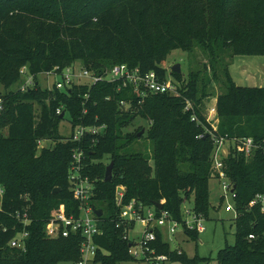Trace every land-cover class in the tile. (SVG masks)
Returning a JSON list of instances; mask_svg holds the SVG:
<instances>
[{
    "label": "trees",
    "instance_id": "trees-1",
    "mask_svg": "<svg viewBox=\"0 0 264 264\" xmlns=\"http://www.w3.org/2000/svg\"><path fill=\"white\" fill-rule=\"evenodd\" d=\"M197 49L209 62L203 70H191L188 81L177 85L178 95L149 94L142 99L131 89L119 91L118 84L105 82L75 84L66 91L43 89L37 79L77 64L100 73L127 64L165 79L173 51ZM228 51L233 57L264 56V0H0V264L81 260V232L52 238L46 231L53 215L80 214L69 181L76 148L85 150L83 176L95 182L91 204L104 212L97 218L102 235L94 238L98 252L92 263L135 260L130 242L124 240L127 227L120 224L123 208L132 201L159 214L168 212L183 224L187 239L197 241L200 232L188 230L183 206L191 201L195 214L210 219L214 135L252 138L260 145L249 158L231 148L225 159L237 196L236 232L235 244L218 252V264H264V204L252 205L257 196H264V87L237 86L223 59ZM171 75L177 83L184 80L182 73ZM27 76L33 77L32 87L12 90ZM212 83L222 89L215 103L217 132L203 112ZM121 101L131 103L128 111ZM187 102L192 110L186 111ZM59 107L64 116L70 114L74 129L107 128L103 134L85 136L81 144L63 138L58 133ZM137 117L149 122L148 130L139 136L141 127L125 135ZM146 134L153 143L152 155L131 148ZM44 141L53 145L39 153ZM106 156L114 162L111 182L104 181L110 164ZM119 188H124L120 205ZM157 203L164 204L162 210ZM16 211L27 213L30 224L19 222ZM24 230L25 250L10 247ZM156 235L151 248L157 255L183 264L202 261L172 250L160 229Z\"/></svg>",
    "mask_w": 264,
    "mask_h": 264
},
{
    "label": "built area",
    "instance_id": "built-area-1",
    "mask_svg": "<svg viewBox=\"0 0 264 264\" xmlns=\"http://www.w3.org/2000/svg\"><path fill=\"white\" fill-rule=\"evenodd\" d=\"M21 73L22 75H26V68H23ZM45 74L48 76L54 75L61 77V80L56 82L53 86V88L61 91H66L75 84L95 85L105 82L108 84H118L119 91L122 89H131L142 99L149 94L178 95L177 85L168 72L166 73L165 79H162L156 72L143 73L139 67L131 68L127 64L115 65L105 69L102 73L90 71L83 66L76 67V65H74L64 69L55 68ZM33 85V77L27 76L25 82L21 86V90L25 91ZM130 104L131 103L128 101L120 102V106L127 111L130 109ZM2 110L3 104L2 100H0V111ZM63 110V107H59L56 111L57 115H62L64 113ZM189 110H192V104L187 102L186 111ZM86 112L85 110L84 113ZM208 113L209 119L205 116L206 120L210 123L213 131L217 132L219 120L216 107H212ZM210 116L213 117L214 123L213 120L210 119ZM196 120L197 117L193 114L192 121ZM106 128L105 125L90 127L78 125L75 128L76 133L73 135L72 141L81 144L85 136L103 134ZM213 139L216 146L212 156V178L221 186L223 193L220 200H224L227 196L233 199V206L227 205L225 207L227 212H233L235 211L234 201L237 196L235 193V186L232 181L229 180L225 172V159L228 157L231 148L249 158L252 156L253 151L259 148L260 145L256 144L252 138L229 139L227 136L218 137L214 135ZM226 149L227 152L225 153ZM84 159V148L74 149L69 181L75 199L80 202L79 216L76 218L74 216H67L65 213H57L51 217L46 227L47 235L52 238L69 237L71 234L78 232L82 233L84 241L81 246V260L76 264H89L94 261L98 252V247L94 243V238L102 235V230L97 220L98 217L94 213L95 206L91 204L95 190V182L82 174ZM123 191V188L117 190L118 205L122 202ZM0 194H3V192L1 191ZM256 201H261L264 204V196H257L252 205H254ZM183 214L184 223L188 230H197L198 232L205 230L202 223L205 219L195 214L192 207L183 209ZM12 216H14V214H12ZM15 217L19 222L23 223L24 226L30 224L27 213L21 215L16 211ZM120 218V224H124L127 227L124 240L130 242L129 254L133 258L137 259L139 257V253L137 252V249H139L142 257L152 264H162L169 260L168 256L157 255L156 251L151 248V244L157 240L156 230L168 225L170 235L174 236L178 227H183V224L171 219L169 213L166 211H162L159 214L156 212L155 208H147L141 204L138 205L136 201H132L123 208ZM137 223L142 225L143 230L139 233V239L136 243V240L130 239L129 234L135 229ZM120 224H118L117 227H119ZM132 224L134 226L131 227ZM250 237L253 238V236ZM27 238L28 233L25 230L18 232L11 240L10 247L25 250Z\"/></svg>",
    "mask_w": 264,
    "mask_h": 264
},
{
    "label": "rangeland",
    "instance_id": "rangeland-1",
    "mask_svg": "<svg viewBox=\"0 0 264 264\" xmlns=\"http://www.w3.org/2000/svg\"><path fill=\"white\" fill-rule=\"evenodd\" d=\"M226 64H229V71L237 86L240 87H264V56H248V55H237L231 56L230 51L223 56ZM208 58L199 50H195L193 53L184 52L181 50L173 51L166 62L165 68L170 75L172 73L171 68L175 64L181 65L182 76L183 79L180 83H177L174 77L171 75L172 79L176 83V85L182 87L184 85V81H188V75L191 70H203L204 65L208 64ZM81 66L77 64L76 67ZM207 74L209 77L212 76L211 72L208 71ZM38 82L42 86L43 89L52 88L54 84L61 80L59 76H48L45 73L37 76ZM25 78L15 85L12 90L20 89L23 83L25 82ZM0 91H4V86L0 84ZM222 89L219 83H212L210 85V95L206 101H204V115L209 119L210 109L215 107L216 97L221 93ZM36 104V103H35ZM37 106V105H36ZM210 119H214L210 116ZM144 127L143 130L146 131L149 128V122L141 117H137L133 123L124 130V134L134 133L137 129ZM5 133V131H4ZM58 133L63 138H72L76 133V129H74L72 124V119L70 114L67 112L63 119L60 120L58 126ZM53 145L51 141H44L40 144L38 152L40 153V149L44 147H50ZM133 150L142 152L145 155H152L153 143L148 139L147 134L144 138L137 141L132 147ZM227 152V149L225 153ZM104 161H109V157L106 156ZM153 163V162H152ZM124 189V188H123ZM210 191H211V211H210V219L203 220V226L205 228L204 231H201L199 234V238L197 241L188 240L184 234L183 227H178L176 233L170 235L168 230V225L160 227V231L164 237V240L171 245V249L178 252V254L186 253L190 259L198 256L202 261L198 264H218L217 254L221 249H224L226 246L235 244V211L227 212L225 207L227 205L233 206V199L230 196H227L222 204L220 202V198L222 196L221 186L216 180H211L210 182ZM100 208V205L97 206ZM192 202L186 201L183 209L191 208ZM215 208L217 210H215ZM142 225L139 223L136 224L135 229L130 232V239L136 240L138 242V235L143 230ZM135 251V250H133ZM139 253V257L134 261H128L120 264H152L145 260L140 250L137 249ZM169 258V256H168ZM63 264H74V263H63ZM94 264V263H89ZM162 264H183L180 261H172L169 260Z\"/></svg>",
    "mask_w": 264,
    "mask_h": 264
},
{
    "label": "water",
    "instance_id": "water-1",
    "mask_svg": "<svg viewBox=\"0 0 264 264\" xmlns=\"http://www.w3.org/2000/svg\"><path fill=\"white\" fill-rule=\"evenodd\" d=\"M171 71L176 73V74H180L182 72L181 70V65L180 64H175L174 66H172ZM61 118H64V113L61 115ZM145 133V130H142L139 134V136L143 135ZM113 170H114V162L111 161L110 164L107 166L106 168V173H105V182H111L113 179ZM59 189H56L55 192H59ZM156 207H158L160 210L163 209L164 204L163 203H157L155 205ZM94 213L98 218H101L104 214L102 209H97L96 207L94 208Z\"/></svg>",
    "mask_w": 264,
    "mask_h": 264
}]
</instances>
